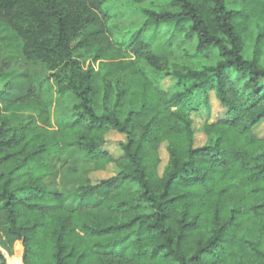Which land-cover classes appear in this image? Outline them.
Returning <instances> with one entry per match:
<instances>
[{"label":"trees","instance_id":"16d2710c","mask_svg":"<svg viewBox=\"0 0 264 264\" xmlns=\"http://www.w3.org/2000/svg\"><path fill=\"white\" fill-rule=\"evenodd\" d=\"M260 121L264 0H0V264H264ZM66 153L101 199L49 189Z\"/></svg>","mask_w":264,"mask_h":264},{"label":"rangeland","instance_id":"374dc122","mask_svg":"<svg viewBox=\"0 0 264 264\" xmlns=\"http://www.w3.org/2000/svg\"><path fill=\"white\" fill-rule=\"evenodd\" d=\"M132 24V23H131ZM174 25L169 24L165 26H161L158 28H150L145 35V38L148 39L152 45L153 49L156 54L158 55H165L167 46H166V38L169 33L172 31ZM14 66L13 68H16ZM12 69V67H11ZM164 87H168L170 83L168 80L164 81ZM210 103H211V113H210V120H215L218 116L222 114V108L220 107L217 100L213 97L212 93L210 94ZM206 113L203 112L201 115H197L194 117L195 119V139L194 145H202L206 138L203 132L200 130V124L206 118ZM253 132L258 136L264 135V121H260L257 125L253 128ZM124 140V136L116 131H110L106 135V144L104 148L108 150L114 157L118 156L121 153L120 147L118 143ZM164 145L160 148L161 154V165L160 168L163 166L166 160V152L164 149ZM73 153L72 156H74ZM70 153H66L64 156L59 157L58 160L52 157L51 165L54 166L53 172L48 174L45 179V182L48 184L49 189L55 191H61L65 193L67 198V203L69 207H75L84 203H93L101 199L102 192H96L91 195H87L84 197H78L77 192L85 186V177L84 174L81 173L82 170L77 168V163L72 159ZM73 161V163H72ZM75 165V166H74ZM115 171V167L112 165H108L104 170L101 171H94L91 172L89 177L92 182L98 181L102 178L109 177L113 175ZM13 250L19 252V246L14 244ZM9 264H18L15 261H9Z\"/></svg>","mask_w":264,"mask_h":264}]
</instances>
